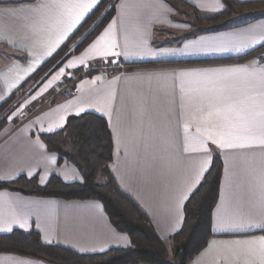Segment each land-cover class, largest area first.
<instances>
[{"label": "crops", "instance_id": "1", "mask_svg": "<svg viewBox=\"0 0 264 264\" xmlns=\"http://www.w3.org/2000/svg\"><path fill=\"white\" fill-rule=\"evenodd\" d=\"M6 1L14 2H0V105L21 91L103 0L63 38L64 25L52 26L59 9L36 7L50 0ZM184 2L203 13L217 12L223 5L222 0H118L114 17L78 55L20 92L19 97L28 95L25 102L35 108L27 114L18 111V120L10 115L0 130V177L37 176L45 184L56 174L66 182L82 181L79 166L69 161L60 164L59 155L47 149L40 134L62 129L70 116L94 112L108 120L112 131V176L148 215L161 238L181 229L185 204L193 192L188 185L199 171L200 179L192 184L195 190L219 155L224 167L212 216L214 235L187 264H261L258 238L264 237V230L214 228L221 219L264 220V147L258 142L264 127L240 132L235 142L246 147H218L213 141L220 139L223 120L217 109L223 105L210 104L209 97H254L257 108L264 101L260 95L264 59L259 55L264 49V7L235 13L223 25L210 28L196 22ZM218 47L231 50L204 51ZM163 49L191 54L151 55ZM13 51L26 54V61L16 59ZM103 51L117 55H99ZM104 63L125 68L113 74L87 73L76 81L69 98L54 99L64 79L85 66ZM163 63L177 65L159 67ZM145 64L154 67L133 68ZM213 83L222 90L213 89ZM8 228L12 230H3ZM15 229H35L45 243L82 253L131 245L128 234L115 227L99 200L0 189V234ZM0 264L52 263L0 252Z\"/></svg>", "mask_w": 264, "mask_h": 264}, {"label": "trees", "instance_id": "2", "mask_svg": "<svg viewBox=\"0 0 264 264\" xmlns=\"http://www.w3.org/2000/svg\"><path fill=\"white\" fill-rule=\"evenodd\" d=\"M222 1L223 9L214 13H203L193 5L184 4L196 22L210 28L223 25L235 13L264 7V0ZM117 2L101 1L60 51L21 86L20 92L31 82L50 75L64 58L80 52L93 40L114 17ZM13 56L21 61L27 59L26 54L18 51H13ZM167 65L177 64L163 63L159 67ZM140 67L154 65L133 66ZM20 92L14 93L0 105V130L10 119V114L5 110L11 108L10 104ZM40 137L49 151L59 155L60 164L69 161L79 166L83 180L66 182L53 174L47 183L41 184L37 176L20 175L14 180H0V189L46 197L99 200L115 227L128 234L131 245L112 247L99 253H82L62 245L45 243L35 229H15L0 234V252L31 256L52 264H187L213 237L212 216L224 167L219 155L213 157L209 170L188 198L181 229L169 238H161L148 215L118 186L110 172L114 141L105 117L94 112L73 115L62 129L42 133Z\"/></svg>", "mask_w": 264, "mask_h": 264}, {"label": "snow or ice", "instance_id": "3", "mask_svg": "<svg viewBox=\"0 0 264 264\" xmlns=\"http://www.w3.org/2000/svg\"><path fill=\"white\" fill-rule=\"evenodd\" d=\"M98 0H50L48 4H38L36 7L38 9L55 7L59 9V14L53 23V27L59 25H64L62 32L60 33L61 38L67 35L73 28H75L81 20L84 19L85 13H87ZM223 5H221V9ZM73 14L72 10H77ZM221 9H216L219 11ZM65 15L67 19L65 20ZM260 41H257L259 43ZM59 43V41H58ZM115 47V43L112 45ZM95 47V46H94ZM189 46L184 45V49H187ZM198 51L200 49H197ZM220 51L226 52L230 51L229 48L218 47L212 49H204V51ZM238 51L240 49H237ZM50 54V53H49ZM109 54L117 55V53H109L108 51L100 52L101 56H108ZM191 54L185 50L181 49H163L159 52H154L151 55L153 56H175V55H186ZM64 70L61 69V72ZM213 89H217V85L213 83ZM264 97V93L260 94ZM2 98V97H0ZM210 104H219L223 105V108H218L217 111L222 113L223 125L221 126L220 139L214 140L213 143H216L220 148H236V147H246L243 143H236L235 141L240 138V132L249 131L257 126L264 127V101H262L257 108L254 97H249L247 99H237L233 98L231 95H217L215 97H209ZM53 129H49L52 131ZM207 139L211 140L212 137L208 136ZM259 144L264 147V136L259 139ZM203 143V141H202ZM207 152V149H204ZM203 169H201L202 171ZM0 179H11V177H0ZM200 179V172L196 174V178L188 185V191L191 193L194 191L192 184H195ZM182 199L186 198L181 196ZM261 206H264V197L261 199ZM22 227V225H21ZM248 229H259L264 230V220L261 221H252L245 220L243 218H237L232 221H225L221 219L219 221V226L214 228V231H244ZM4 231H11V228L3 229ZM126 239V238H124ZM260 243L259 255L261 257V264H264V237L258 238Z\"/></svg>", "mask_w": 264, "mask_h": 264}, {"label": "built area", "instance_id": "4", "mask_svg": "<svg viewBox=\"0 0 264 264\" xmlns=\"http://www.w3.org/2000/svg\"><path fill=\"white\" fill-rule=\"evenodd\" d=\"M259 55L264 59V49L259 52ZM125 66L118 63H104L95 66H85L81 68L77 73L70 75L64 82L58 85L55 90L56 98H69L74 90L76 81L83 75L90 72H99L102 74H113L119 70H123Z\"/></svg>", "mask_w": 264, "mask_h": 264}, {"label": "rangeland", "instance_id": "5", "mask_svg": "<svg viewBox=\"0 0 264 264\" xmlns=\"http://www.w3.org/2000/svg\"><path fill=\"white\" fill-rule=\"evenodd\" d=\"M248 10H252V9H248ZM248 10H245V11H248ZM243 12V11H242ZM79 53H72V54H70L69 56H67L66 58H64L60 63H59V65H58V67L61 65V64H63V63H65L66 62V60H67V58L69 57H72V56H75V55H78ZM21 61V60H20ZM58 67H57V69H58ZM67 79V78H66ZM66 79H64L62 82H64ZM61 82V83H62ZM60 84V83H59ZM58 84V85H59ZM31 86V83L27 86V88L23 91V92H25L26 90L28 91ZM58 88V86L56 87V89ZM21 94V93H20ZM28 96V95H27ZM27 96H25V97H27ZM25 97H19V95H17L16 96V99L10 104V106H11V108H7L6 110H5V112H7L8 114H10V115H13V117L15 118V119H17L18 120V118L20 119V117H16V114H17V112L18 111H20V110H22L21 112H23V110H24V112H25V114H27L29 111H31V110H33L34 108H35V106H33V104H29V102L28 103H26L25 102V100H24V98ZM31 109V110H30ZM11 117V116H10ZM102 177H99L98 179L99 180H102L101 179Z\"/></svg>", "mask_w": 264, "mask_h": 264}]
</instances>
